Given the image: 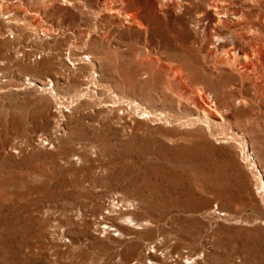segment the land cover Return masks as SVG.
I'll use <instances>...</instances> for the list:
<instances>
[{
    "label": "rangeland",
    "instance_id": "rangeland-1",
    "mask_svg": "<svg viewBox=\"0 0 264 264\" xmlns=\"http://www.w3.org/2000/svg\"><path fill=\"white\" fill-rule=\"evenodd\" d=\"M195 250L264 264V0H0V264Z\"/></svg>",
    "mask_w": 264,
    "mask_h": 264
},
{
    "label": "bare ground",
    "instance_id": "bare-ground-1",
    "mask_svg": "<svg viewBox=\"0 0 264 264\" xmlns=\"http://www.w3.org/2000/svg\"><path fill=\"white\" fill-rule=\"evenodd\" d=\"M167 241H169V240L166 239V241H165L164 243H162V246H158V247H159V248H165V247H166V242H167ZM176 250H177V248L173 249L171 252H168V254H173L174 252H176ZM202 252H203V251H202ZM199 255H200V251L195 250V251L191 252V254L189 255V257H187V259H188V260L195 259V260H196L195 264H206V263L208 262V260H207L208 257L205 255L204 261H200V260L198 259ZM142 260H143V258H138V261L140 262V264L142 263ZM144 260H145V261H146V260L152 261L151 264H155V263L153 262V260H154V261H160L159 258H158L157 256H155V255H151L150 257H145ZM160 264H164V263L162 262V263H160ZM179 264H180V263H179Z\"/></svg>",
    "mask_w": 264,
    "mask_h": 264
}]
</instances>
